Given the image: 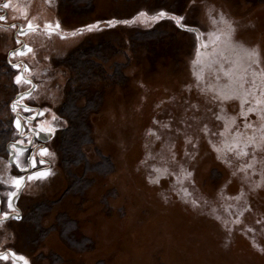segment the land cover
<instances>
[{
	"label": "rangeland",
	"instance_id": "1",
	"mask_svg": "<svg viewBox=\"0 0 264 264\" xmlns=\"http://www.w3.org/2000/svg\"><path fill=\"white\" fill-rule=\"evenodd\" d=\"M0 16V214L26 177L6 151L14 122L38 123L23 107L54 128L41 147L52 174L26 181L21 219L0 223V264H22L12 253L28 264H264V0H0ZM229 25L258 66L236 56ZM97 46L102 74L89 83L69 59ZM20 72L31 85L15 84Z\"/></svg>",
	"mask_w": 264,
	"mask_h": 264
},
{
	"label": "snow or ice",
	"instance_id": "2",
	"mask_svg": "<svg viewBox=\"0 0 264 264\" xmlns=\"http://www.w3.org/2000/svg\"><path fill=\"white\" fill-rule=\"evenodd\" d=\"M2 7L4 9H8L10 7V4L9 3H3ZM25 15H26V13H25ZM140 15L144 16L146 14L145 13H140ZM164 16H165V13L160 12L156 17H154V19L159 20L160 18H163ZM171 18L175 20L177 26L183 27V25L181 23V21L183 20V17H171ZM4 19H6V17L0 16V20H4ZM220 22H222V23L225 22L223 16H221ZM115 23H116L115 21H110L109 22V24L112 25V26H114ZM125 23H127V22H125ZM215 23H216V21L213 20V24H215ZM12 27L15 28L16 25H12ZM53 27L55 29H59L60 25L58 23L55 26H53L51 24L45 25V28L48 29L47 34H48L49 37L53 34V31H52ZM98 27H99L98 25L90 26L88 28V31H92L93 28H97L98 29ZM26 28H27L28 32H35V31H37L39 29V25H33L29 21L27 23V25H26ZM229 29H230L229 32H227L225 34V36H226V39H227L229 45L235 51L236 56L239 59H247L249 61H252L253 63L257 64V66H258L259 65V53H258V51H256V50L249 51L248 49H246L244 47H239V46L233 44L232 36H233V33H234L235 29H232L231 25H229ZM19 34L20 35H25L27 33L25 32L24 28H20L19 29ZM201 35H202L201 33H198L197 34V39H200ZM210 35L214 36L213 44H215L216 41L220 40V36L215 35V34H210ZM16 42H17V44L20 43L19 40H17ZM201 47L202 48H208L209 45L207 43H202ZM27 52L28 53L32 52V49L30 47H28L27 48ZM26 54H27L26 52L18 50L17 52L13 53L12 55L13 56H16V55L23 56V55H26ZM12 66H13V68L17 69L18 72L20 71V66L18 64H13ZM23 71L27 72L29 70H28L27 67H25ZM225 75L227 76V75H229V73L226 72ZM253 75H256V73H253ZM15 84L17 86L31 85L32 81L30 79H28L27 77H25L23 75V72H20V74L16 75V77H15ZM253 84H255V81H253ZM240 86L242 88L243 87V83H241ZM33 87H35V86L33 85ZM30 94L31 93L29 92V94L27 96L26 95H21L20 98L11 105L13 111H16L18 106L20 105V101H22L24 99H27L28 96H30ZM221 98L224 99V100H229V99H233L234 97L228 96V95H224ZM245 102H247V101H245ZM260 103H261V100L258 99L257 100V105H259ZM255 110H256L255 108H249L248 112H254ZM23 111L24 112L33 113V115L30 118H26V119H28L29 123H31V121H33V120H37L38 121L37 127L35 129H32V131H33V133H34V135L36 136L37 139H39V136H40L41 133L51 134L54 131V128L50 127V128L45 129L42 126L44 121L40 120L39 118L44 117V115H45L44 111H34L32 108H30L28 106H24L23 107ZM244 115H245V118H246V114H244ZM261 118L264 119V116H262ZM52 119L55 120L56 117L53 116ZM14 123H15V128L17 129V131L22 132V126H21L20 120L16 119ZM246 127H252V125L251 124H246ZM261 131L264 132V128H261ZM249 139L252 140V139H254V137H250ZM262 139H264V137H262ZM17 143L20 144L21 147L17 148L16 144H13L11 146L12 147V151L14 153H16V154L11 157L10 166L11 165H15V167L20 172H28L29 167L31 169H35V171H32L26 177L16 176V177L13 178L12 184H11V188L14 189V190L9 192L8 198H7V207L9 209V212H4V213L0 214V223H2L4 221H7L9 219H16V220L21 219V217L19 216L18 212H16V210L14 208V201L18 197L19 192L25 186V182L26 181H28V182H32V181L42 182L44 180H47L48 177L52 174L49 169H44L43 168V165L46 163V161L44 159H42V158L46 157L47 155H49L47 148H40L39 149L37 155L39 157H41V159L38 160L36 155H31L29 157V160L27 161V163L22 164L21 161H20V157H22L24 155V153L27 151V148L23 147V143H24L23 141H17ZM32 143H33V141H31V140L28 141L29 145H31ZM235 147L236 146H230L229 147V151L235 150ZM245 148H247V145H245ZM239 155L247 156L248 152L247 151H241L239 153ZM249 166H251V165H249ZM187 175L191 176V173H187ZM10 213H15V215H10ZM12 256L15 259H18V260L22 261V264H28V261L24 257H16L15 253H12ZM0 259H5L6 260V259H8V256L0 255Z\"/></svg>",
	"mask_w": 264,
	"mask_h": 264
},
{
	"label": "trees",
	"instance_id": "3",
	"mask_svg": "<svg viewBox=\"0 0 264 264\" xmlns=\"http://www.w3.org/2000/svg\"><path fill=\"white\" fill-rule=\"evenodd\" d=\"M160 37H162V36L159 35L158 36V39ZM98 51H103V49H102L101 46H99V47L97 46L96 48L93 47L92 49H79V51L77 53L78 56L74 58L71 55L70 56V59H69L72 67H74V69H75V71H76L77 74H79L80 72H82V69L84 71H86V72H84L85 76H83V74H81L80 77L84 81H90L89 83H92L93 82V78L94 77L96 78L97 76H100V74H102L101 73L102 72V66L99 65V64H97V63H95L94 61H92L90 59V57L92 55L96 56L95 54H97ZM96 57H99L100 58V57H102V55H98L97 54ZM96 68L99 69V70L97 71ZM87 72H90V77H88L86 75ZM96 100L97 99H95L94 101H91L90 103L95 105L96 104ZM63 109H64V111L66 110L65 107ZM74 127H76V126L74 125L73 128H72V130L74 132H77ZM0 138H2L4 141H6L7 140V131H5V130L4 131L3 130L1 131L0 130ZM68 148H69L68 150L70 151L69 156L71 157V156H73L72 153L75 152L76 146H74V143L72 142V144L70 146H68Z\"/></svg>",
	"mask_w": 264,
	"mask_h": 264
},
{
	"label": "flooded vegetation",
	"instance_id": "4",
	"mask_svg": "<svg viewBox=\"0 0 264 264\" xmlns=\"http://www.w3.org/2000/svg\"><path fill=\"white\" fill-rule=\"evenodd\" d=\"M27 117H25L26 119ZM26 121H28V119H26ZM29 122V121H28ZM50 137V134H46V133H41L40 136H39V139L36 138V136L34 135L33 131L31 130H27V132H24L23 130V127H22V132L19 133L18 135V140H10L9 141V144H7V147H6V151L9 152L8 156L9 157V162L11 163V157L13 155H15L16 153H14L12 151V145L13 144H16V147L17 148H20L21 145L17 143V141H23V147L27 148V151L24 153V155L22 156V162L21 163H27V161L29 160V157L31 155H37L39 149L41 147H46V141L48 138ZM31 140L33 141V143L31 145L28 144V141ZM38 158L40 159L41 157L38 156ZM15 167V165H13ZM16 168V167H15ZM17 169V168H16ZM35 170V169H33ZM30 167H29V170L28 172H24V175L27 176L28 174H30L32 171H33ZM18 171V169H17ZM2 211V208L0 206V212ZM21 217H22V214H21Z\"/></svg>",
	"mask_w": 264,
	"mask_h": 264
},
{
	"label": "water",
	"instance_id": "5",
	"mask_svg": "<svg viewBox=\"0 0 264 264\" xmlns=\"http://www.w3.org/2000/svg\"><path fill=\"white\" fill-rule=\"evenodd\" d=\"M48 135V134H47Z\"/></svg>",
	"mask_w": 264,
	"mask_h": 264
}]
</instances>
